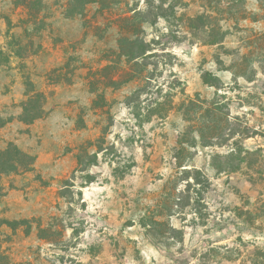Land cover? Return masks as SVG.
<instances>
[{
  "label": "rangeland",
  "instance_id": "obj_1",
  "mask_svg": "<svg viewBox=\"0 0 264 264\" xmlns=\"http://www.w3.org/2000/svg\"><path fill=\"white\" fill-rule=\"evenodd\" d=\"M9 144L0 264H264V0H0Z\"/></svg>",
  "mask_w": 264,
  "mask_h": 264
},
{
  "label": "trees",
  "instance_id": "obj_2",
  "mask_svg": "<svg viewBox=\"0 0 264 264\" xmlns=\"http://www.w3.org/2000/svg\"><path fill=\"white\" fill-rule=\"evenodd\" d=\"M35 2L37 5H40L41 0H14V3L16 5H21V6H24L26 8H28L30 5H34ZM38 13H39V10L36 9V11L33 13V16H36ZM201 18L202 17L198 16L196 19L198 20ZM224 38L225 37L222 34L220 39H218V40H220V42H223ZM126 40H128V39H125V41ZM212 42H214V41L212 40L211 43ZM130 44L133 45L132 50L129 53L122 52L121 54H122V56H125V58H127L128 62H134L135 65H138V60L142 58V56L144 55L145 52L143 50L142 51H134L135 50L134 49L135 48L134 47V44H135L134 41H132ZM217 62L219 64L222 63V61H220V59H217ZM133 78H135V77H133L131 75V78L126 79L125 82L132 80ZM111 82L115 87L117 86V82L115 80H111ZM202 82L209 87H214L216 90H219V78L216 75L212 74L211 72H208V71L204 72V74L202 75ZM141 90L140 89L137 90L135 92V94L138 95V93H140ZM165 103H166V101H165ZM187 104H194V103H193V101H189V103H187ZM156 105H158V104H156ZM161 106H162V104H159L158 107H161ZM155 110L151 107L149 114H147L148 118L150 116H152V114H153V112H155ZM209 110H210V108H209ZM38 117H40V116H38ZM25 121L31 122V120H29V119L25 120ZM247 154L249 155L250 152L249 151H241V149L239 151H236V149H234L230 153H228L227 155H224V156L216 155V158H223L225 160H228V159H233V158L235 159V157H236V162H237L236 166L238 168L239 163L243 162L245 160L244 155H247ZM4 155H6V156L10 155V160L11 161L15 160V162H16V163H14V162L11 163L12 164L10 166L11 170H14L18 164H20V165L23 164V166L26 170H31V166L36 159L35 156L29 155V154L23 152L22 150H20L19 148H17L13 144H9L6 150L0 151V156H4ZM18 158H19V160L16 161ZM234 168H236V167H233L232 165H230L227 162V165L224 167H219V170H224V171L225 170H234ZM0 171L1 172H8V168L7 169L4 168L2 162H0ZM186 173H188V171H186ZM195 181L197 182L196 184H198V182H199L198 179H195ZM20 222H25V221H16V220L15 221H8L6 219H0V224L2 223V224H6L8 226H15L17 224H20ZM152 222H153V224H160L157 221H152ZM143 226H146V225L143 224Z\"/></svg>",
  "mask_w": 264,
  "mask_h": 264
},
{
  "label": "crops",
  "instance_id": "obj_3",
  "mask_svg": "<svg viewBox=\"0 0 264 264\" xmlns=\"http://www.w3.org/2000/svg\"><path fill=\"white\" fill-rule=\"evenodd\" d=\"M12 202L13 201L11 199L10 193L5 194V196H1L0 198V219H6L8 221H15V220L17 221L20 216H25L23 214V208L25 205L22 204V205H19V207L15 208ZM7 226L8 225L6 224H2V223L0 224L1 229L6 228Z\"/></svg>",
  "mask_w": 264,
  "mask_h": 264
}]
</instances>
